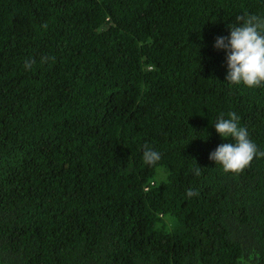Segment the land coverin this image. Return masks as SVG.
I'll list each match as a JSON object with an SVG mask.
<instances>
[{"label": "trees", "instance_id": "trees-1", "mask_svg": "<svg viewBox=\"0 0 264 264\" xmlns=\"http://www.w3.org/2000/svg\"><path fill=\"white\" fill-rule=\"evenodd\" d=\"M245 13L264 0H0V264H264V157L209 159L231 112L264 151V84L214 47Z\"/></svg>", "mask_w": 264, "mask_h": 264}, {"label": "clouds", "instance_id": "clouds-1", "mask_svg": "<svg viewBox=\"0 0 264 264\" xmlns=\"http://www.w3.org/2000/svg\"><path fill=\"white\" fill-rule=\"evenodd\" d=\"M47 28V25H42ZM228 37H217L214 47L226 53V82L230 85H241L249 89L264 84V18L247 13L236 17V23L228 26ZM43 62V59H42ZM34 61L25 63L30 69ZM230 118H220L215 123L216 132L224 139L231 137L235 143L219 145L209 156L211 161L222 166L225 173L238 174L247 168L254 157H264V151H258L256 144L249 138L246 128L239 127V117L235 112ZM161 159L160 153L145 145L143 161L154 165ZM196 163V162H195ZM196 165L195 175H200ZM188 197L198 195L189 189Z\"/></svg>", "mask_w": 264, "mask_h": 264}]
</instances>
